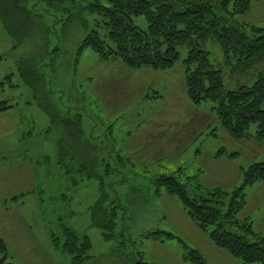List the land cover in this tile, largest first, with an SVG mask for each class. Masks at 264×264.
Returning a JSON list of instances; mask_svg holds the SVG:
<instances>
[{"label": "rangeland", "instance_id": "1", "mask_svg": "<svg viewBox=\"0 0 264 264\" xmlns=\"http://www.w3.org/2000/svg\"><path fill=\"white\" fill-rule=\"evenodd\" d=\"M23 1L25 6L17 7L37 16L48 35L38 59L36 33L10 34L7 25L16 23L9 16L6 19L3 5L8 0H0V103L16 106L21 120L6 140L8 150L0 147V239L7 246L5 264H74L73 257L53 241L64 243L65 229L89 238L92 248L84 264H190L184 255L191 250L207 264H243L218 249L210 233L201 230L178 198L156 181L180 173L183 179L195 178L206 190L232 192L242 185L243 169L264 163V144L254 137L257 126L246 138L236 140L213 113L212 103L190 102L184 72L188 47L179 48V61L167 71L132 70L118 59L106 62L90 49L78 56L87 35L79 10L70 13L44 0ZM250 1L249 13L236 17L237 21L264 27V0ZM94 2L87 0L83 6ZM83 18L90 30L95 29L98 17L85 12ZM132 20L148 32L144 16ZM205 50L221 71L226 91L253 86L264 68L242 74L234 70L235 63L228 64L217 42L209 40ZM34 59L47 77L48 105L63 115L83 116L87 139L98 149L96 177L68 176L59 165L60 132L48 131L50 117L20 72L21 61ZM161 131L171 132L164 145L129 152L132 145L150 142L145 135ZM222 150L236 156L217 158ZM103 195L108 205L120 206L114 238L109 241L92 222V209ZM246 195L239 219H249L254 231L264 235V182L249 186ZM158 231L175 239L144 238Z\"/></svg>", "mask_w": 264, "mask_h": 264}, {"label": "trees", "instance_id": "2", "mask_svg": "<svg viewBox=\"0 0 264 264\" xmlns=\"http://www.w3.org/2000/svg\"><path fill=\"white\" fill-rule=\"evenodd\" d=\"M44 1L70 13L79 10L78 19L87 35L79 46L78 56L90 49L102 60L118 59L132 70L167 71L179 61V48L188 47L184 72L190 102L195 106L212 103L213 113L236 140L246 138L251 127L256 125L254 137L264 144V68L253 86L226 91L221 71L214 68L205 50L209 40L217 42L228 64L235 63L234 70L242 74L255 67H264V27L242 24L236 19L249 13L250 0H95L86 7L83 3L87 0ZM23 3V0H8L3 5L6 19L11 18L16 23H11L12 27L7 25V29L13 36L36 33L39 59V50L48 31L37 16L34 18L31 12L18 8L25 6ZM85 12L99 18L95 21V29L90 30L89 21L83 18ZM138 16L147 19L148 32L133 23V17ZM20 72L25 83L33 87L39 106L50 117L48 131L60 132L57 142L59 165L68 176L78 173L87 179L96 177L98 149L87 139L83 116L63 115L56 107L48 105L47 77L39 71L35 59L21 61ZM15 107L1 102L0 113ZM225 155L236 156L222 150L217 158ZM242 174V185L232 192L206 190L196 184L195 178L183 179L180 173L174 177H162L156 184L178 198L199 228L210 233V239L218 249L243 264H264V235L255 232L251 222L239 219L247 205L246 189L264 182V163H255L243 169ZM119 209L116 202L108 205L105 195L92 209L93 226L104 231L107 241L114 238ZM65 235L64 243L54 238L56 248L71 255L74 264L88 261L92 248L89 238L81 237L71 229H65ZM144 238L164 241L175 239V236L158 231L147 233ZM0 251L3 254L0 264H5L7 246L1 239ZM184 261L207 264L196 250L187 251Z\"/></svg>", "mask_w": 264, "mask_h": 264}, {"label": "crops", "instance_id": "3", "mask_svg": "<svg viewBox=\"0 0 264 264\" xmlns=\"http://www.w3.org/2000/svg\"><path fill=\"white\" fill-rule=\"evenodd\" d=\"M145 73H146V76L149 77V76H152L153 72L145 71ZM19 123H21V120L19 118L18 108L15 107L13 109L0 113V147H2V144L4 145L1 148L3 152L8 150V145L6 143V140L10 137V135H12L15 131L18 130ZM169 133L171 132L161 131V133L156 132L154 134H147L145 136L148 138V141L150 142L146 144L140 142V143H137L136 145H132L129 147V150H130L129 152L131 154H134V151L139 150L141 148L156 149L154 147H159L160 145H164V139L168 137ZM244 221L251 222L249 219H245Z\"/></svg>", "mask_w": 264, "mask_h": 264}]
</instances>
